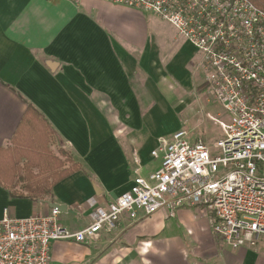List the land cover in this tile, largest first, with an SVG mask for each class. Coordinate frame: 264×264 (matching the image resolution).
I'll list each match as a JSON object with an SVG mask.
<instances>
[{
	"label": "crops",
	"instance_id": "0c3cea01",
	"mask_svg": "<svg viewBox=\"0 0 264 264\" xmlns=\"http://www.w3.org/2000/svg\"><path fill=\"white\" fill-rule=\"evenodd\" d=\"M144 14L103 0L79 5L0 0V147L11 145L31 104L53 131V153L70 151L81 165L39 201L11 197L0 187V218L5 212L16 218L46 215L51 210L47 202H55L67 206L60 212L61 224L76 231L90 222L96 207L128 190L136 175L147 176L158 167L161 156L154 158L151 152L158 138L180 130V121L174 118L171 124L170 107L165 111L160 98L149 107L147 98L131 87L133 48H143L151 32ZM167 24L177 53L163 67L148 52L144 66L156 77L170 73L181 87L185 67L193 62L198 93L192 98L200 101L208 119L221 114L203 93L201 55ZM150 111L160 117L157 131L148 125ZM206 124L219 126L210 119ZM211 219L201 206L180 208L171 217L163 210L135 219L123 215L90 244L54 241L51 264H264L261 244L232 249L213 234Z\"/></svg>",
	"mask_w": 264,
	"mask_h": 264
},
{
	"label": "built area",
	"instance_id": "2783aa9c",
	"mask_svg": "<svg viewBox=\"0 0 264 264\" xmlns=\"http://www.w3.org/2000/svg\"><path fill=\"white\" fill-rule=\"evenodd\" d=\"M103 1L156 15L201 55L203 93L221 109L209 118L223 137L213 150L181 129L158 138L151 152L161 156L158 167L136 175L79 230L65 228L56 209L24 218L5 212L0 264H51L56 240L90 244L123 215L135 219L163 210L171 217L197 206L211 214L212 232L225 245L264 249V11L249 0Z\"/></svg>",
	"mask_w": 264,
	"mask_h": 264
},
{
	"label": "rangeland",
	"instance_id": "374dc122",
	"mask_svg": "<svg viewBox=\"0 0 264 264\" xmlns=\"http://www.w3.org/2000/svg\"><path fill=\"white\" fill-rule=\"evenodd\" d=\"M71 3L75 5L80 4L74 2ZM143 17L148 19L151 32L150 36L147 32L146 35L148 41L143 48L136 46L133 48L135 65L130 72V82L133 91L139 95L140 98H147L146 104L149 107L154 105V100L160 98L164 103L163 109L165 111L168 107L171 108V124H173L174 118L178 119L180 121V126L178 128L184 130L188 134L190 141H201L211 150H213L217 139L219 140L223 137V132L221 131L220 127L215 124H213L210 128L208 127L206 122H209L210 118L208 119V116L205 115L207 112L206 109H203L200 101H198L196 98H192L198 93L197 85L193 75V62L187 63V67H185V70L187 71V78L186 82L181 87L179 86L180 84L175 82L176 80H174L170 73L167 75L160 74L158 77H156L154 73L150 71L148 72L144 66V57L145 55H148V52L154 56L152 58L158 60V62L164 67V65L173 59L179 48L174 47L172 41L174 31L167 23L162 21L154 14L146 13L143 15ZM149 48L150 50L148 51ZM189 57L194 58L195 53L192 52ZM182 61L180 63H182ZM174 63H178V59H175ZM180 73L181 71H178V78L181 77ZM196 76H198V74H196ZM149 81L151 84L147 87V82ZM200 91L201 90H199V92ZM185 100L188 103H186ZM147 109L148 108L145 106V108L142 110L146 111ZM168 113L171 114L169 109ZM223 117L224 116H222L220 119H223ZM205 118L207 120H205ZM147 119L149 127L154 129V131H157L160 123L159 115L155 111H150L148 113ZM135 121L133 123H137V119ZM165 127L168 128L169 126ZM209 129L213 133H211ZM70 154L73 161L79 162L72 153ZM142 156L148 157L147 151H144ZM258 250L262 252L260 248Z\"/></svg>",
	"mask_w": 264,
	"mask_h": 264
},
{
	"label": "trees",
	"instance_id": "16d2710c",
	"mask_svg": "<svg viewBox=\"0 0 264 264\" xmlns=\"http://www.w3.org/2000/svg\"><path fill=\"white\" fill-rule=\"evenodd\" d=\"M264 11V0H249ZM53 131L45 118L27 104L7 148L0 147V187L14 198L39 201L52 187L81 169L71 154L50 149Z\"/></svg>",
	"mask_w": 264,
	"mask_h": 264
},
{
	"label": "water",
	"instance_id": "95a60500",
	"mask_svg": "<svg viewBox=\"0 0 264 264\" xmlns=\"http://www.w3.org/2000/svg\"><path fill=\"white\" fill-rule=\"evenodd\" d=\"M47 203H48V205H49V207H50L51 209H56V210H58L59 212H64V211H66L67 206L64 205V204H58V203H55V202H47Z\"/></svg>",
	"mask_w": 264,
	"mask_h": 264
}]
</instances>
